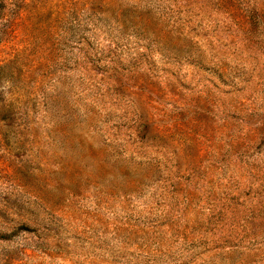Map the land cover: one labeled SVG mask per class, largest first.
I'll list each match as a JSON object with an SVG mask.
<instances>
[{
	"label": "rangeland",
	"instance_id": "1",
	"mask_svg": "<svg viewBox=\"0 0 264 264\" xmlns=\"http://www.w3.org/2000/svg\"><path fill=\"white\" fill-rule=\"evenodd\" d=\"M0 264H264V0H0Z\"/></svg>",
	"mask_w": 264,
	"mask_h": 264
}]
</instances>
